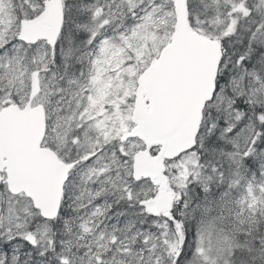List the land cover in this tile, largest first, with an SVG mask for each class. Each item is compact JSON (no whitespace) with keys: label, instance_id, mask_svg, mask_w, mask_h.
Wrapping results in <instances>:
<instances>
[{"label":"snow or ice","instance_id":"6c2138e0","mask_svg":"<svg viewBox=\"0 0 264 264\" xmlns=\"http://www.w3.org/2000/svg\"><path fill=\"white\" fill-rule=\"evenodd\" d=\"M0 264H264V0H0Z\"/></svg>","mask_w":264,"mask_h":264}]
</instances>
